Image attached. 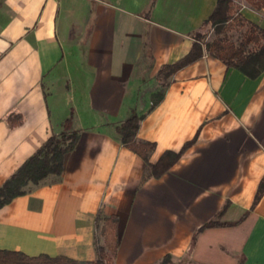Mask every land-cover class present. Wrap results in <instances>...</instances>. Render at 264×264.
Masks as SVG:
<instances>
[{"label": "crops", "instance_id": "0c3cea01", "mask_svg": "<svg viewBox=\"0 0 264 264\" xmlns=\"http://www.w3.org/2000/svg\"><path fill=\"white\" fill-rule=\"evenodd\" d=\"M217 0H0V185L72 115L78 141L56 182L0 208V249L96 259L95 215L117 217L114 264H264V72L250 79L204 55L165 85ZM264 29V9L237 0ZM161 100L151 108L153 96ZM166 151L191 144L158 178L117 127ZM225 206L220 222L195 231Z\"/></svg>", "mask_w": 264, "mask_h": 264}, {"label": "trees", "instance_id": "16d2710c", "mask_svg": "<svg viewBox=\"0 0 264 264\" xmlns=\"http://www.w3.org/2000/svg\"><path fill=\"white\" fill-rule=\"evenodd\" d=\"M237 0H217L212 13L201 27L191 34L192 47L182 58L172 64L163 65L156 77L165 85L168 79L183 66L209 55L220 60L226 67L237 69L250 79L257 78L264 72V29L245 19L239 12ZM255 10L264 9V0H245ZM213 37L208 40V33ZM239 32L238 41L232 39V33ZM162 98V94L153 96L152 107ZM142 116L132 111L122 122L117 131L124 147L140 156L145 162L148 177L158 178L165 174L176 163L182 152L191 144L187 142L178 152L166 151L155 163L148 157L155 144L139 141L136 138ZM79 138V130L72 128V115L63 122L59 133H52L45 142L34 151L1 185L0 208L22 196L34 187L58 180L63 171L66 153L73 150ZM264 194V175L261 178L251 209ZM225 206L219 210L216 219L209 220L200 226L192 236L191 248L197 235L206 228L234 226L242 222L246 213L234 222H220ZM95 235L103 238L98 243L95 236L96 259L92 262H79L65 256L50 257L47 255L28 256L21 251L0 249V264H114L118 246L117 217H105L99 210L95 215ZM185 257L179 264L189 263ZM171 263L170 256H165L161 264ZM238 264H242L239 260Z\"/></svg>", "mask_w": 264, "mask_h": 264}, {"label": "rangeland", "instance_id": "374dc122", "mask_svg": "<svg viewBox=\"0 0 264 264\" xmlns=\"http://www.w3.org/2000/svg\"><path fill=\"white\" fill-rule=\"evenodd\" d=\"M238 6H239V5H238ZM207 37H208V40H210V39L213 37V34H212L211 32H209L208 35H207ZM239 38H240V33H239V32H233V33H232V39H233L234 41H238ZM169 264H173V263L171 262V263H169Z\"/></svg>", "mask_w": 264, "mask_h": 264}]
</instances>
